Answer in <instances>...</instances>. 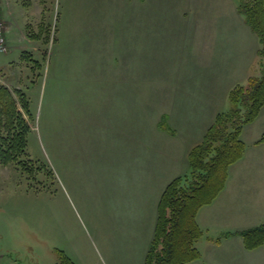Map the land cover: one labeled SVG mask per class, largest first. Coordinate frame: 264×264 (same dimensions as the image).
<instances>
[{
    "label": "rangeland",
    "instance_id": "obj_1",
    "mask_svg": "<svg viewBox=\"0 0 264 264\" xmlns=\"http://www.w3.org/2000/svg\"><path fill=\"white\" fill-rule=\"evenodd\" d=\"M6 3L18 37L11 43L7 33L0 68L17 65L15 75L0 69V77L26 97L31 132L21 163L0 162V264H61L63 256L75 264H145L153 239L144 244L141 226L144 163L153 156L168 178L189 175L190 152L231 110L238 84L224 92L228 81L201 74L204 54L190 45L194 27L179 9L183 0ZM25 36L42 52L11 53L20 41L32 49ZM261 115L242 134L257 165L264 108ZM174 151L185 153L180 170L165 158ZM239 170L225 200L201 209L216 202L197 245L212 264H264V246L247 250L232 234L264 224V182L249 194Z\"/></svg>",
    "mask_w": 264,
    "mask_h": 264
},
{
    "label": "trees",
    "instance_id": "obj_2",
    "mask_svg": "<svg viewBox=\"0 0 264 264\" xmlns=\"http://www.w3.org/2000/svg\"><path fill=\"white\" fill-rule=\"evenodd\" d=\"M238 10L259 39L261 77L253 76L247 84L230 91L231 110L217 115L203 142L189 154L190 174L178 177L166 188L145 264H190L201 258L197 245L204 232L198 215L225 190L231 167L247 151L242 139L244 128L254 123L263 111L264 0H241ZM30 37L38 39V36ZM26 115H29L26 97L0 85V162L4 166L21 163L27 154L31 127ZM233 234L243 237L247 250L264 246V224ZM61 264L75 263L63 256Z\"/></svg>",
    "mask_w": 264,
    "mask_h": 264
},
{
    "label": "crops",
    "instance_id": "obj_3",
    "mask_svg": "<svg viewBox=\"0 0 264 264\" xmlns=\"http://www.w3.org/2000/svg\"><path fill=\"white\" fill-rule=\"evenodd\" d=\"M183 1L184 4H182L179 9L181 10L185 8L187 12H189V20L191 22L190 27H194V38L190 31V45L191 47H195L200 51L202 50L204 54V56L198 58L197 62H201V66L199 68L201 74H205L206 77L215 79L216 81H228L224 92H227L237 84L240 85V83L243 84L247 82L249 78H251L250 76L259 74V71L261 69L258 56L260 51V42L256 34L246 24L244 17L239 13V4L236 0ZM0 5L4 19L8 24V30L9 32L12 31L9 34V40L11 43H13V39H16L18 37L17 34L13 33L16 22L11 21L14 11L13 9H10L8 7L6 0H0ZM3 7L8 8V13L4 12ZM178 26L181 27L180 25ZM143 29L146 28L142 27L141 30ZM23 40L26 41L32 49H28L29 47H26L25 45H23L24 42L20 41V45L12 47L11 53L17 52L19 50L24 55L28 54L29 56L34 57L37 54L38 50L42 52V50L38 47V44H40L39 41H32L26 36ZM29 50H32V52H30ZM14 64L17 65L16 61L10 62L9 65H5L0 68L2 76L5 75L3 72L6 71L15 75V73L13 72L14 70L12 69L14 67ZM0 84L7 86L10 85L9 83H6L4 81V78L1 77ZM16 89L20 90V88L17 87ZM187 118H189V116ZM250 125H253V123ZM246 127L243 131L244 135ZM263 138L264 136L262 137V139ZM134 150L135 149H131V151ZM250 155L251 150L247 147L244 158L231 167L227 186L217 198L216 202H222L225 200L228 192L230 191L232 182L241 177V174H236L237 170L239 169L240 170L238 171V173H245L246 176L250 179V184L248 186L249 194H251L252 192L254 193L253 186L255 184L260 185V180H263L264 182V161H262L260 165H257L256 160H253ZM131 156L137 158L138 153L131 154ZM146 156L147 155L143 156L144 160ZM182 157H185V153H178L177 156H175V151L172 154L165 156L167 161L175 164L176 170H180V158ZM154 160L156 159H154L152 156V158L148 160L147 163H144V168L146 169L144 174L148 179V187L145 188V192L147 194L145 196V207L141 211V226H144L145 234L143 236V240L144 244L146 245L149 244V242L153 239L155 233L158 216V213L156 215V206L157 208L159 207V203L163 196V193L165 192L169 184L179 177L168 178L167 172L163 170V172L161 173L159 171L161 169L160 160L158 161V164L154 163ZM253 178H255L254 181ZM150 179L151 182L149 181ZM207 208L203 209L198 215V222L202 229H206L209 226L204 218ZM224 227L230 228L231 226ZM234 236L238 237L237 235ZM218 249L220 250L221 247L217 248L216 250ZM202 259L203 254L201 253V258L190 264H212L209 260Z\"/></svg>",
    "mask_w": 264,
    "mask_h": 264
},
{
    "label": "built area",
    "instance_id": "obj_4",
    "mask_svg": "<svg viewBox=\"0 0 264 264\" xmlns=\"http://www.w3.org/2000/svg\"><path fill=\"white\" fill-rule=\"evenodd\" d=\"M5 31H6V27L0 11V54H5L8 52V47L5 38Z\"/></svg>",
    "mask_w": 264,
    "mask_h": 264
}]
</instances>
